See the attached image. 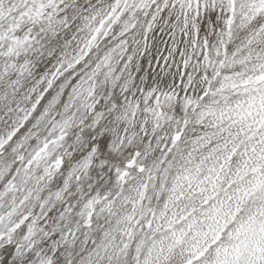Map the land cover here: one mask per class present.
I'll list each match as a JSON object with an SVG mask.
<instances>
[{
  "label": "snow or ice",
  "instance_id": "6c2138e0",
  "mask_svg": "<svg viewBox=\"0 0 264 264\" xmlns=\"http://www.w3.org/2000/svg\"><path fill=\"white\" fill-rule=\"evenodd\" d=\"M0 264H264V0H0Z\"/></svg>",
  "mask_w": 264,
  "mask_h": 264
}]
</instances>
